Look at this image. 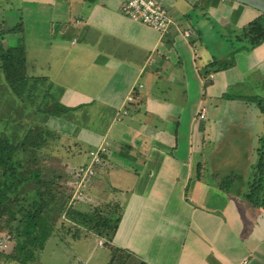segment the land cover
Listing matches in <instances>:
<instances>
[{
	"label": "crops",
	"instance_id": "1",
	"mask_svg": "<svg viewBox=\"0 0 264 264\" xmlns=\"http://www.w3.org/2000/svg\"><path fill=\"white\" fill-rule=\"evenodd\" d=\"M124 1L20 0L17 9L0 0V9L8 8L1 17L9 47H21L25 57L22 68L8 69L28 84L23 100L8 85L11 99L25 110L66 109L33 117L70 147L63 153L70 166L106 149L88 199L74 208L113 205L120 215L108 245L84 230L77 238L56 230L28 264H44L50 248L67 249L77 264L101 247L107 253L92 264H108L110 248L145 264H264V209L237 196L238 187L226 193L206 178L208 157L228 132L245 135L251 165L256 161L264 135V40L252 46L244 33L264 15L232 0H158L191 34L171 29L161 36L125 17ZM230 55L231 66L219 68ZM34 83L47 101L29 92ZM32 126L27 122L25 134Z\"/></svg>",
	"mask_w": 264,
	"mask_h": 264
},
{
	"label": "trees",
	"instance_id": "2",
	"mask_svg": "<svg viewBox=\"0 0 264 264\" xmlns=\"http://www.w3.org/2000/svg\"><path fill=\"white\" fill-rule=\"evenodd\" d=\"M244 35L252 46L259 45L264 40V16L249 23ZM231 62L232 55L219 61V68H227L231 66ZM24 64L25 57L21 47L0 49V69L9 87L21 100L25 95L24 85L28 84L21 75L8 74V69L22 68ZM38 86L37 83L29 85L31 88L29 92L37 91L35 96L40 101L42 98L44 102L47 101L50 96ZM31 103L40 106L37 101ZM49 107L50 109L43 113L58 116L66 111L56 110V104L54 106L50 104ZM32 131L24 133L22 139L17 142L11 141L9 137L0 136V225L2 222L15 224L11 232L15 234L14 249L17 255L22 257L21 264L33 260L56 230H61V233L66 231L65 233L73 238L80 236L84 230L104 239L108 245L120 221L119 208L111 205L110 208L114 211H107L108 213L100 210L86 213L76 210L73 207L74 203H71L72 189L66 185L68 195L59 193L58 196L54 192L56 177H53V171L46 172L44 169L31 166L37 156L36 150L41 147L43 135H48L49 131L38 125H35ZM18 138L21 136L17 135ZM68 170L72 171L70 167ZM69 175L71 176L70 171ZM236 178L240 181L237 183V189L241 190L238 191L241 192L237 193L238 196H243L251 205L264 209V135L258 141L256 161L250 166L248 177L244 180L241 176ZM30 184L33 185L31 188L28 187ZM59 221H62L61 224L69 222L71 225L64 228L63 223L61 228H56ZM110 249L111 258L108 264H129L127 258H133L131 254L121 249ZM121 254L124 257H121ZM138 264L145 263L138 261Z\"/></svg>",
	"mask_w": 264,
	"mask_h": 264
},
{
	"label": "rangeland",
	"instance_id": "3",
	"mask_svg": "<svg viewBox=\"0 0 264 264\" xmlns=\"http://www.w3.org/2000/svg\"><path fill=\"white\" fill-rule=\"evenodd\" d=\"M12 1L14 2L13 6L18 9L20 0ZM7 9V6H3L0 9V49L3 50L11 48L9 47V43L12 42L10 40V42L8 43V34L10 33L8 30L9 28L6 27L7 25H5V21L2 20L1 17V12L4 11L5 13H7ZM20 12H22V10ZM14 29L19 30V27H13V29L11 30L13 31ZM11 94L12 93H9L8 82L7 80H5L4 73L0 69V136L4 138L9 137L11 141L17 142L22 139L23 134L25 133L24 127L27 125V122L28 124L32 123V127H35L36 121L33 115H35V118H37L39 121H41L42 117L38 116L40 115V109L36 110L34 107V109L28 108L27 110H25L23 107L15 106L16 102L11 99ZM49 106L50 105L44 106L42 108L43 110L41 111H47L48 109H50ZM34 111L36 113H34ZM44 115L47 114L44 113ZM32 120L34 122H32ZM17 135L21 136V138L17 139ZM244 137L245 135H235L234 131L228 132L226 139H224V141L218 142V145L214 149V155L208 157L207 168H210L211 173L210 175L206 174V178L209 184L214 183L216 180L217 182L219 181L220 186L224 188V191L226 193H228L229 190H234L235 188H237L239 184V179L236 178L237 176H241L244 180L249 175V166L253 162L254 158L251 155V149H248L247 147V140ZM43 138L44 139L41 140V147L36 150L37 156L32 161L31 166L44 169L46 172L53 171V177H56L54 180L56 184L54 186V192L57 193V195L59 193L68 195L65 185L67 187H71V185L73 184V182L71 183L72 178L69 175V171L71 172V170L68 169L69 167L71 169H73L74 167L67 164L69 161L67 163L65 162V160L63 159L65 158V155H63V153L66 151V149H69L70 152L72 151L70 150V147L66 148L64 146L67 145L66 143H64L63 141H61V139H58L51 133H49L48 135L44 134ZM80 154L81 153L78 151H75L73 153V155L76 157ZM86 162H88V158ZM77 166H82V164ZM242 173L245 174L242 175ZM51 178L52 177H49V179ZM233 185L234 188L232 187ZM32 186V184L28 185L29 188H31ZM87 199L88 198L85 197L82 202L86 201ZM110 206L111 205H105L100 208L94 209L95 211L100 210L106 213L110 211L113 212L114 210L110 208ZM2 219L4 220L6 218ZM61 222L62 221H59L55 227L61 228L63 223H65L64 228L68 227V225H71L69 222H63L62 224ZM14 226L15 224H6L4 222H2L0 225V264H21L22 257L18 256L17 252L14 249L16 243V241L14 240L15 234L11 232ZM62 251L64 253L57 252L54 249L50 248L46 251L43 257L40 258V260L44 264H71L70 252H68L67 249H62ZM99 252H102L103 254L107 253L106 247L91 250V253L88 255V257H84L77 264H92L93 259ZM120 256L124 257V255L122 254ZM60 257L62 258L59 259ZM35 259L36 258L31 261H35ZM37 259L39 260V258ZM127 260L129 264H138V260L134 258H127ZM28 262L29 261L24 263L22 262V264H28Z\"/></svg>",
	"mask_w": 264,
	"mask_h": 264
},
{
	"label": "built area",
	"instance_id": "4",
	"mask_svg": "<svg viewBox=\"0 0 264 264\" xmlns=\"http://www.w3.org/2000/svg\"><path fill=\"white\" fill-rule=\"evenodd\" d=\"M120 12L129 20L151 28L161 36L167 35L174 29L184 38L190 37V32L181 30L169 16L167 9L158 0H125L120 6ZM128 100H131L128 98ZM206 109L202 108L198 114L199 119H204ZM106 149L102 146L90 151L87 155L88 162L82 166L73 168L71 171V203L81 201L85 197V191L93 177L96 175V168L103 163ZM74 179V181H73ZM103 241L97 242L103 246Z\"/></svg>",
	"mask_w": 264,
	"mask_h": 264
},
{
	"label": "water",
	"instance_id": "5",
	"mask_svg": "<svg viewBox=\"0 0 264 264\" xmlns=\"http://www.w3.org/2000/svg\"><path fill=\"white\" fill-rule=\"evenodd\" d=\"M238 4L246 5L253 9H256L264 15V0H232Z\"/></svg>",
	"mask_w": 264,
	"mask_h": 264
}]
</instances>
